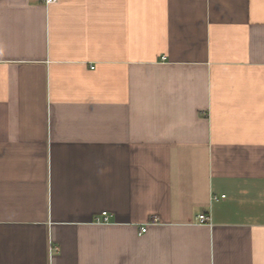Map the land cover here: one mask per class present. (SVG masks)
<instances>
[{
	"label": "crops",
	"instance_id": "0c3cea01",
	"mask_svg": "<svg viewBox=\"0 0 264 264\" xmlns=\"http://www.w3.org/2000/svg\"><path fill=\"white\" fill-rule=\"evenodd\" d=\"M0 264H264V0H0Z\"/></svg>",
	"mask_w": 264,
	"mask_h": 264
},
{
	"label": "built area",
	"instance_id": "2783aa9c",
	"mask_svg": "<svg viewBox=\"0 0 264 264\" xmlns=\"http://www.w3.org/2000/svg\"><path fill=\"white\" fill-rule=\"evenodd\" d=\"M43 1L45 3H47V4H51V3H55L57 0H43ZM223 197H225V195H223ZM213 198L214 199H217L218 197L217 196H214ZM102 214L104 215L105 221H107V214H108V212L107 211H103ZM209 220H210V217L208 215H206V214H200L199 215V221L200 222H205V221H209ZM147 230H148V227L146 225H144V226L140 227L139 234L142 235V234L146 233Z\"/></svg>",
	"mask_w": 264,
	"mask_h": 264
}]
</instances>
